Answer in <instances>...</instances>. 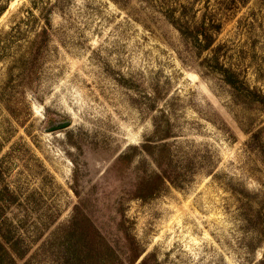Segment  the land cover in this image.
I'll return each mask as SVG.
<instances>
[{"label": "rangeland", "instance_id": "374dc122", "mask_svg": "<svg viewBox=\"0 0 264 264\" xmlns=\"http://www.w3.org/2000/svg\"><path fill=\"white\" fill-rule=\"evenodd\" d=\"M242 86L264 0H0V264H264Z\"/></svg>", "mask_w": 264, "mask_h": 264}, {"label": "trees", "instance_id": "16d2710c", "mask_svg": "<svg viewBox=\"0 0 264 264\" xmlns=\"http://www.w3.org/2000/svg\"><path fill=\"white\" fill-rule=\"evenodd\" d=\"M197 32H198L199 35L203 36V39H204V41L206 43L205 48L206 49H210L212 47V45L214 44V38H213V34L210 32L209 26L204 23L198 28ZM225 73H227L225 75V77H227V79H228L227 82L230 85H232L239 93V89L236 86V82H235L236 81L235 80V75L232 72H229V71H225ZM244 87L242 89L243 93H247L249 96L252 95V92H254V91L250 90L249 88H244ZM254 93L256 94V96H254V97L257 99V102L259 104H261V105L262 104L264 105V94L257 93V92H254Z\"/></svg>", "mask_w": 264, "mask_h": 264}, {"label": "water", "instance_id": "95a60500", "mask_svg": "<svg viewBox=\"0 0 264 264\" xmlns=\"http://www.w3.org/2000/svg\"><path fill=\"white\" fill-rule=\"evenodd\" d=\"M68 126H69V123L61 124V125H59V126L52 127V128H51V131H56V130H58V129L66 128V127H68Z\"/></svg>", "mask_w": 264, "mask_h": 264}]
</instances>
